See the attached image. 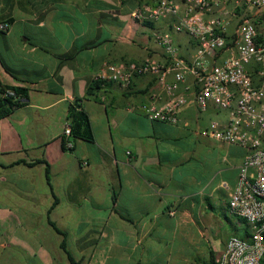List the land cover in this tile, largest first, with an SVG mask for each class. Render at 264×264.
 I'll return each instance as SVG.
<instances>
[{
    "label": "crops",
    "instance_id": "obj_1",
    "mask_svg": "<svg viewBox=\"0 0 264 264\" xmlns=\"http://www.w3.org/2000/svg\"><path fill=\"white\" fill-rule=\"evenodd\" d=\"M156 1L0 0V20L11 23L0 32V85L27 93L0 117V264H72L68 253L77 264H214L232 233L249 234L228 210L246 150L205 133L211 121L227 122L226 110L191 102L176 125L151 121L140 110L159 93L149 74L89 91L106 62L166 64L154 31L193 58L198 44L174 28L177 15L131 19L138 3ZM233 29L208 65L233 52ZM76 100L93 139L65 150Z\"/></svg>",
    "mask_w": 264,
    "mask_h": 264
},
{
    "label": "built area",
    "instance_id": "obj_2",
    "mask_svg": "<svg viewBox=\"0 0 264 264\" xmlns=\"http://www.w3.org/2000/svg\"><path fill=\"white\" fill-rule=\"evenodd\" d=\"M231 3V7L227 5ZM223 13L206 18L214 9ZM240 10L241 12H238ZM177 15L176 30H183L196 40L198 47L191 60L179 54L168 32L154 31L152 41L167 57L166 64L153 57L140 62H106L98 68L93 81L101 85L116 82L127 88L138 75L154 76L159 93H152L140 105L151 121L178 124L182 109L194 102L199 110L210 103L228 112L225 124L211 121L205 133L228 144L245 148L236 184L230 194L228 210L242 219L249 234L232 233L214 264H262L264 258V0H157L140 2L131 12L135 22H156ZM236 19V22L231 20ZM262 20V22L260 21ZM234 23L233 52L220 63L208 65L207 60L226 48L228 28ZM11 23L0 20V32H7ZM255 64L256 67H250ZM172 74V79L168 75ZM192 77V84L187 77ZM159 95H163L162 100ZM17 101L11 88L0 92V100ZM66 150L74 146L71 125L63 127ZM174 210L170 211L173 214Z\"/></svg>",
    "mask_w": 264,
    "mask_h": 264
},
{
    "label": "trees",
    "instance_id": "obj_3",
    "mask_svg": "<svg viewBox=\"0 0 264 264\" xmlns=\"http://www.w3.org/2000/svg\"><path fill=\"white\" fill-rule=\"evenodd\" d=\"M228 45H229V42H228ZM6 88H11L14 91L15 95L19 97V99L17 101H12L10 98L1 99L0 100V117L9 113L13 108L20 106L24 98L27 97L26 88L24 87L1 86L0 85V92ZM99 88H100V83L92 80L91 88L89 89V91L98 90ZM68 119L71 125V140L73 142L77 138H82L88 141H91L93 139V133H92L88 114L82 109L78 100H76L75 102L69 105ZM61 144H62L63 149H65L63 139L61 140ZM52 225L53 227H55L53 223ZM68 256L72 264H77V262L72 258V256L69 253H68ZM262 264H264V258L262 259Z\"/></svg>",
    "mask_w": 264,
    "mask_h": 264
},
{
    "label": "rangeland",
    "instance_id": "obj_4",
    "mask_svg": "<svg viewBox=\"0 0 264 264\" xmlns=\"http://www.w3.org/2000/svg\"><path fill=\"white\" fill-rule=\"evenodd\" d=\"M260 21L262 22V20H260ZM261 26H262L261 29H262V28L264 29V25L262 24ZM228 46H229V48L233 46V37H232V39L229 41V45H228Z\"/></svg>",
    "mask_w": 264,
    "mask_h": 264
}]
</instances>
